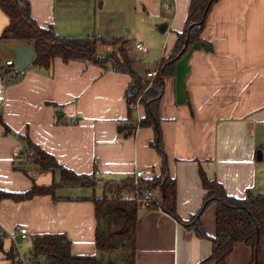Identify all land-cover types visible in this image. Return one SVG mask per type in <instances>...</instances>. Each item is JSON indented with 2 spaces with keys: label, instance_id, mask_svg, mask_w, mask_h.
<instances>
[{
  "label": "crops",
  "instance_id": "crops-1",
  "mask_svg": "<svg viewBox=\"0 0 264 264\" xmlns=\"http://www.w3.org/2000/svg\"><path fill=\"white\" fill-rule=\"evenodd\" d=\"M26 1L36 25L50 27L59 36L84 38L90 32V38L103 40L99 45L122 40L106 41L96 34L104 17L98 13L102 7L98 0ZM135 1L152 10L155 22L167 24L163 58L184 28L190 0ZM8 24L0 9V191L21 194L33 184L49 186L59 181V171L55 180L56 172H42L31 164L26 152L29 140L65 169L94 177L99 184L120 183L138 170L144 172L143 179L158 177L164 159L165 170L176 184V214L184 221L198 212L205 195L199 170L230 197L243 198L247 192L264 196V0H217L214 4L202 33L211 51L191 55L185 104L175 102L174 78L163 82L158 109L161 153L150 146L154 129L137 124L144 107L129 111L130 76L109 65L56 58L48 69L31 62L14 78L8 77L11 68L6 62H14V48L27 46L1 38ZM99 49L98 56L107 53ZM134 49L147 52L140 42ZM159 64L142 75L135 62L133 68L144 81ZM118 126L134 129L126 135ZM96 189L100 187L84 196H58L56 191L54 198L1 200L0 264L11 263L9 251L16 250L20 238L14 243L6 234L19 228L27 230L30 241L36 235H65L73 255L97 257V221L91 200ZM155 194L160 196V191L156 189ZM215 209V204L209 205L199 218L210 237L215 235ZM136 240V264H200L211 254L209 240L196 237L161 210L138 211ZM237 250L241 264H249L251 250L241 244L232 253Z\"/></svg>",
  "mask_w": 264,
  "mask_h": 264
},
{
  "label": "trees",
  "instance_id": "trees-1",
  "mask_svg": "<svg viewBox=\"0 0 264 264\" xmlns=\"http://www.w3.org/2000/svg\"><path fill=\"white\" fill-rule=\"evenodd\" d=\"M216 2L217 0H190L184 28L176 33L173 48L160 60L157 75L144 93L145 86H142L141 79L133 69L134 61L125 55V52L119 50V59L112 56L101 59L96 52V45L101 40L100 38L62 37L50 27H38L31 18L29 4L26 0H0V9L9 18V24L1 38L12 39L19 44L31 46L34 52L32 65L44 69L50 68L53 60L60 58L63 62L84 60L103 67L109 65L113 71L129 75L131 83L126 92L127 102L128 104L134 102L138 96H141L144 116L140 119L139 127L154 129L155 138L150 146L161 153L158 109L163 82L174 78L175 65L185 43H187V52L196 42H205L202 33ZM191 25L195 26L189 30ZM129 111L131 112L132 109L129 108ZM0 123H2L1 117ZM133 129L134 127L131 126H118V131L120 133L126 131V135L131 134ZM26 144V152L30 155L31 164L42 172L59 171L60 179L49 186L33 184L30 190L21 194L0 191V201L9 199L23 202L37 196L47 195L54 198L56 191L61 188L94 189L96 187L94 177L77 175L59 165L52 156L32 144L31 141L26 140ZM23 172L27 174L25 169ZM199 178L205 195L198 212L187 221L180 219L176 214V184L175 180L168 176L163 159V167L158 177L140 180L141 190L157 189L160 191L158 205L154 203L137 204L133 198L136 189L131 179L116 183L117 193L112 197L104 194L100 198H91L95 206L97 221L95 230V247L99 253L97 257L73 255L71 242L65 235L45 234L32 238L28 262L29 264H136L137 218L138 211L143 209L145 211L161 210L181 226L193 231L196 237L209 240L211 254L200 264H226L228 257L240 244L251 250L249 264H264V196L247 192L243 198L230 197L217 181L209 180L202 170H199ZM130 184H132V190L130 191L131 196H128V192L125 193V191ZM211 204L216 205L213 237L205 234L199 223L201 214ZM125 205H129L130 208H125ZM101 216L105 218V227L100 223ZM112 221L120 222V228L109 232ZM111 255H114L113 260L108 259ZM8 258L11 261L10 264H23L22 261H14L17 258V251L14 248L9 251Z\"/></svg>",
  "mask_w": 264,
  "mask_h": 264
},
{
  "label": "rangeland",
  "instance_id": "rangeland-1",
  "mask_svg": "<svg viewBox=\"0 0 264 264\" xmlns=\"http://www.w3.org/2000/svg\"><path fill=\"white\" fill-rule=\"evenodd\" d=\"M101 2L102 7L99 9L98 13L103 17L101 24L96 30V34H101L106 41H111L112 39H122L121 41L113 42H104L102 45H99V40L96 45L99 51L107 50V53L103 56H99L101 59L107 57L120 58L119 50L125 52L129 58H131L137 65V73L142 75L145 70H153L157 63L160 61L164 55V49L167 44L166 36L168 33H159L157 28L160 23L155 22V14L149 7L140 5L135 0H98ZM107 26V27H106ZM104 28V29H103ZM87 31V28L85 29ZM92 34L90 32H85L84 36L90 38ZM124 40V41H123ZM127 41V43H125ZM136 42H140L145 46L147 52L142 53L134 49ZM100 46V47H99ZM99 53V52H98ZM168 52H166L167 54ZM134 69V68H133ZM159 70V66L156 68ZM136 73V74H137ZM139 77V76H138ZM140 78V77H139ZM141 79V78H140ZM145 79V78H143ZM152 79H141V84L144 88L143 93L150 87V82ZM140 124V123H139ZM56 178L58 179V172H56ZM35 179V177H33ZM50 183L53 181L51 174L48 175ZM96 186L100 187V190H94V196L96 198L102 197L104 194L106 196H114L117 193L116 186L114 183H101L95 182ZM134 186V185H133ZM132 190V184L127 188L128 196H131L130 191ZM91 189H61L57 191L58 196L64 197H75V196H84L91 194ZM91 196V195H90ZM125 208H130L129 205H125ZM206 219V218H205ZM100 223L103 227L106 225L105 218L101 216ZM120 228V222L112 221L109 227V232H114ZM17 251L22 257L25 264H29L28 257L29 251L31 249V241L27 240H18L16 244ZM17 253V256H18ZM108 259L113 260L114 255L108 257ZM15 261V259H14ZM242 255L239 250L232 253L229 257L228 264H241Z\"/></svg>",
  "mask_w": 264,
  "mask_h": 264
},
{
  "label": "water",
  "instance_id": "water-1",
  "mask_svg": "<svg viewBox=\"0 0 264 264\" xmlns=\"http://www.w3.org/2000/svg\"><path fill=\"white\" fill-rule=\"evenodd\" d=\"M200 25V24H198ZM195 25H191L189 30L192 29ZM167 29V24H161L158 26L157 30L160 33H164ZM187 43L178 56V62L175 65V102L178 105H183L186 102V94L184 91V82L187 74L190 71L189 60L194 51L204 50L206 52L211 51L209 44L205 42H196L192 47L186 52ZM186 52V53H185ZM15 59H14V68L17 72H22L28 68L34 58V52L29 46H18L14 48ZM185 53V54H184ZM184 54V56H182ZM182 56V57H181ZM181 57V58H180ZM59 118V117H58Z\"/></svg>",
  "mask_w": 264,
  "mask_h": 264
},
{
  "label": "built area",
  "instance_id": "built-area-1",
  "mask_svg": "<svg viewBox=\"0 0 264 264\" xmlns=\"http://www.w3.org/2000/svg\"><path fill=\"white\" fill-rule=\"evenodd\" d=\"M165 7H166V9H169V6H165ZM135 48L139 51L144 50L141 45H136ZM6 66L11 68L7 73L8 77L14 78L17 75V71L14 68V62L8 61V62H6ZM157 71L158 70L147 73L146 74L147 78H150L153 80L157 75ZM139 106H141V96H138L134 102L129 103V108H131L132 110H137L139 108ZM71 123H74V121L71 120ZM139 123H140V118H138V120H137V124H139ZM143 177H144V172L141 170H138L133 174V176L131 178L132 183L136 189L135 194H133L134 200L139 205H147L150 203H154V204L158 205V203L160 202V196L159 195L157 196L155 194L156 190H144V191L141 190L140 180H142ZM2 236H3V234L0 231V238ZM17 237H19L21 240H26L28 237L27 230L25 228H19L15 232L6 234V238H8L10 241H12L14 243H16ZM15 248H16V246H15ZM16 251H17V248H16ZM17 253H18V251H17ZM15 261H22V263H23V259L19 255V253H18V256L15 259Z\"/></svg>",
  "mask_w": 264,
  "mask_h": 264
}]
</instances>
